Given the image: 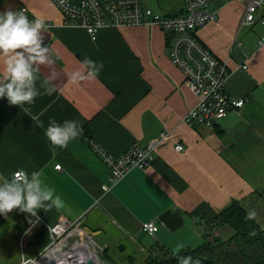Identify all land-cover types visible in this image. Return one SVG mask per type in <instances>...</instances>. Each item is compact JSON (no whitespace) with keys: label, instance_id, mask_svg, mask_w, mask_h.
<instances>
[{"label":"crops","instance_id":"obj_1","mask_svg":"<svg viewBox=\"0 0 264 264\" xmlns=\"http://www.w3.org/2000/svg\"><path fill=\"white\" fill-rule=\"evenodd\" d=\"M182 6V0H155L148 7L168 13ZM246 8L247 0H209L207 9L217 18L196 32L199 42L226 62L228 94L246 99L241 112L204 127L182 121L197 100L170 59L168 33L146 25L104 27L92 40L81 27L63 26L50 0H0V14L24 10L29 19L44 18L43 45L53 60L38 66L36 87L42 94L32 104L14 106L0 98V176L41 171L43 183L64 203L60 210L40 209L36 217L19 209L0 215L1 263L36 256L48 242L45 225L62 217L81 219L104 250L122 249L124 238L136 253L156 247L177 253L201 244L208 219L232 201L249 209L263 204L264 46L258 39L264 25L242 24ZM85 57L104 67L96 78L72 83L69 75L85 71ZM242 63L247 69L235 70ZM4 73L0 55V78ZM46 79L55 88L50 96L41 87ZM50 120L78 121L82 131L67 147L55 146L45 134ZM165 131L170 137L146 169H131L103 190L108 168L89 147L90 139L116 157ZM176 143L183 151L174 149ZM147 221L159 226L153 236L141 230Z\"/></svg>","mask_w":264,"mask_h":264},{"label":"built area","instance_id":"obj_2","mask_svg":"<svg viewBox=\"0 0 264 264\" xmlns=\"http://www.w3.org/2000/svg\"><path fill=\"white\" fill-rule=\"evenodd\" d=\"M50 1L61 13L63 26L81 27L92 40L96 39L97 32L104 27L146 25L156 26L168 33L171 37L168 43L170 59L184 74L186 85L197 100L183 116L184 123L190 126L213 127L229 112L242 111L246 99L233 98L226 90L230 74L226 62L217 59L196 37L199 29L217 18L214 12L207 9L209 0H182L180 12L168 13L155 12L145 4V0ZM263 8L264 0H247L241 23L251 25L260 21L264 25V10L258 15ZM258 45L264 46V33L260 35ZM246 69V63L235 68L237 71ZM169 137L170 133L161 132L146 146L131 145L116 157L108 154L99 143L90 139L89 147L108 168V184L103 186V190L117 184L131 169H146L153 159L154 151ZM174 149L181 152L183 145L176 143ZM55 168L60 169V165ZM45 226L48 232L47 245L36 256L23 258L19 264L105 263L95 254L97 249L103 251V248L95 241L93 235L83 228L81 219L69 220L62 217L53 225ZM158 227L154 221L141 224V230L149 236H153ZM82 244L88 248L87 252L79 250ZM76 245L78 247L75 251Z\"/></svg>","mask_w":264,"mask_h":264},{"label":"clouds","instance_id":"obj_3","mask_svg":"<svg viewBox=\"0 0 264 264\" xmlns=\"http://www.w3.org/2000/svg\"><path fill=\"white\" fill-rule=\"evenodd\" d=\"M47 27L42 17L30 21L23 12L7 11L0 14V55L5 57V73L0 78V98L6 97L11 105H30L42 94L36 87L38 66L53 63L49 47L43 45ZM82 66L85 71L77 70L69 75L72 83L94 79L104 67L102 63L97 64L88 57L84 58ZM41 87L44 95L50 96L55 91L47 79ZM24 112L27 113V109ZM32 119L37 126H43L36 117ZM81 131L78 121L66 120L59 124L50 120L45 134L53 145L65 148ZM41 176V171H33L29 175L24 170L14 173L10 179L0 176V215L19 209L36 217L40 209H62L63 201L43 183ZM254 215L250 213L249 218ZM179 264H200V261L182 257Z\"/></svg>","mask_w":264,"mask_h":264},{"label":"trees","instance_id":"obj_4","mask_svg":"<svg viewBox=\"0 0 264 264\" xmlns=\"http://www.w3.org/2000/svg\"><path fill=\"white\" fill-rule=\"evenodd\" d=\"M260 22V21H259ZM261 23V22H260ZM245 25V24H244ZM261 196V195H260ZM262 205L254 208H264ZM252 209L242 201L234 200L204 225L203 241L197 247L184 248L172 253L163 247L149 248L145 253H136L121 243L115 248L112 264H179L180 258L191 257L200 264H264V227L253 216ZM44 226V225H43ZM47 231V228L45 226ZM231 229V234H229ZM219 234H216V233ZM223 233H226L224 236ZM110 249H106L108 255Z\"/></svg>","mask_w":264,"mask_h":264},{"label":"rangeland","instance_id":"obj_5","mask_svg":"<svg viewBox=\"0 0 264 264\" xmlns=\"http://www.w3.org/2000/svg\"><path fill=\"white\" fill-rule=\"evenodd\" d=\"M152 1H155V0H146V4L148 6L151 7V3ZM258 208H254L253 210V213L255 214L254 217L256 218L257 222L264 227V208L260 207V206H257ZM214 218V217H213ZM208 220H212V218H209ZM229 231V234H231V229L228 230ZM216 234H219L218 232ZM224 236L226 235V233H223ZM95 241H96V238H94ZM97 242V241H96ZM122 242L126 245V249L127 250H130L132 248V244L128 241V239H122ZM98 243V242H97ZM100 245V243H98ZM46 246V245H45ZM78 247V245H76ZM80 246H85L84 244L80 245ZM102 248H104L103 245H100ZM86 247V246H85ZM44 248V247H43ZM42 248V249H43ZM87 248V247H86ZM88 250V248H87ZM115 253V251H114ZM113 253V250H111L108 255H106L105 253V250L103 249V251H99L97 249V253L95 252L96 256L98 257V259L102 262H105L107 264H112L111 262L113 261V259H110V257H114L115 254Z\"/></svg>","mask_w":264,"mask_h":264},{"label":"bare ground","instance_id":"obj_6","mask_svg":"<svg viewBox=\"0 0 264 264\" xmlns=\"http://www.w3.org/2000/svg\"><path fill=\"white\" fill-rule=\"evenodd\" d=\"M77 246H75V251H76ZM79 250H84V251H88L87 248L85 246H79Z\"/></svg>","mask_w":264,"mask_h":264},{"label":"water","instance_id":"obj_7","mask_svg":"<svg viewBox=\"0 0 264 264\" xmlns=\"http://www.w3.org/2000/svg\"><path fill=\"white\" fill-rule=\"evenodd\" d=\"M86 261H87V263H89V262H90V261H89V259H87ZM88 261H89V262H88ZM100 264H105V263H100Z\"/></svg>","mask_w":264,"mask_h":264}]
</instances>
